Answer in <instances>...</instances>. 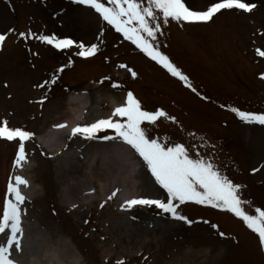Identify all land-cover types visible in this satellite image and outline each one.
<instances>
[{"label":"rangeland","instance_id":"374dc122","mask_svg":"<svg viewBox=\"0 0 264 264\" xmlns=\"http://www.w3.org/2000/svg\"><path fill=\"white\" fill-rule=\"evenodd\" d=\"M188 1L194 8L212 2ZM253 2L257 8L252 13L228 12L207 26L186 25L182 29L176 21L162 24L157 43L189 76L197 89L193 92L161 65L133 50L106 22L100 32L101 21L91 10L57 0H0V31L9 35L0 50V121L7 119L13 127L44 135L49 125L63 119L56 113L65 110L73 92L88 90L91 94L88 121L112 111L107 97L131 91L145 109L162 108L177 118L176 122L162 118L156 125L146 122L143 127L151 138L168 145L183 143L193 157L213 160L243 185V197L251 202L247 211L255 214L257 207L264 208V126L243 124L231 111L237 107L264 112V57L257 53V48L264 49V0ZM24 31L36 36H67L85 45L97 39L99 55L82 62L75 46L64 53L55 52L54 46L33 36L25 40L19 35ZM122 64L128 65L129 76L119 69ZM61 67L62 73L58 71ZM54 74L59 76L57 84L51 83ZM105 133L109 134L101 131L96 139L86 141L70 138L68 149L56 156L43 149L35 137L27 142L26 163L37 167L31 174L41 189L36 198L25 203L27 235L23 253L15 254L22 264L48 263L40 249L41 233L55 234L49 244L59 251L63 263L70 264L74 261L69 254L80 256L81 264H264L258 235L226 211L181 205L179 211L194 221L189 225L155 206L122 210L120 202L126 190L112 196L107 186L115 177L110 171L103 172L104 162L99 157L92 159L93 174L103 176L107 188L102 190L97 179L90 186L93 184L96 196L105 200L91 197L86 205L74 204L80 188L72 193L67 184L79 174L75 168L80 169L81 162L91 157L85 153L86 142L103 143L107 141ZM17 142L0 140V215L5 208L7 181L17 167ZM140 170L143 179L137 195L166 199V192L150 172ZM61 188L75 197H71L72 205L70 198L62 196ZM218 231L226 236H219Z\"/></svg>","mask_w":264,"mask_h":264},{"label":"snow or ice","instance_id":"6c2138e0","mask_svg":"<svg viewBox=\"0 0 264 264\" xmlns=\"http://www.w3.org/2000/svg\"><path fill=\"white\" fill-rule=\"evenodd\" d=\"M75 2L94 9L107 25L121 33L126 40L131 41L173 77L183 81L193 92L197 89L189 76L161 50L157 43L158 34L163 31L162 24H168L169 21H176L181 26L183 23H208L224 11L236 10L250 14L257 8L253 0H212L210 5L204 8H194L186 0H75ZM9 31L15 32V29ZM19 35L25 40L29 38L28 31L20 32ZM32 36L61 51L75 46L79 49L76 55L86 59L95 56L99 51L98 44L85 45L83 42L61 38L56 34L36 36L33 33ZM8 39V33L0 32V50L5 47ZM257 53L264 57V49L257 48ZM120 67L128 69L126 64ZM58 71L62 73L64 68ZM131 75L136 77L137 73L131 71ZM58 79L59 76L54 74L51 83L55 84ZM47 83L48 81H45V84ZM113 87L120 85L114 84ZM231 111L246 124L264 126V112L244 111L237 107H233ZM161 118L173 122L177 119L162 108L155 111L146 110L135 94L128 91L124 103L116 107L111 116L83 126L77 124L71 129V135H81L92 140L96 139L101 131L114 130V136L105 135L103 139L120 138L129 145L142 157L155 182L166 192V199L131 198L127 199L122 207L155 206L164 213L171 214L174 219L185 221L189 225L194 221L179 211L181 205L191 202L220 209L240 218L252 232L258 234L259 243L264 247V208L257 207L255 214H250L247 207L251 202L243 197V185L234 182L213 160L199 155L193 157L183 143L168 145L159 138H151L143 125L146 122L156 125ZM56 127L65 128L67 124H58ZM34 135L32 131L22 127H10L7 119L0 121V138L9 142L19 141L15 160L17 167H23L27 162L26 144ZM27 185L29 181L22 175L13 176L8 185V199L0 215V264H20L15 254H22L24 250L23 216L26 209L23 205L28 199L21 186ZM115 195L116 192H113L112 196ZM212 227L219 228L218 225ZM218 235L226 236L223 231H218ZM117 264H124V261H118Z\"/></svg>","mask_w":264,"mask_h":264},{"label":"bare ground","instance_id":"6f19581e","mask_svg":"<svg viewBox=\"0 0 264 264\" xmlns=\"http://www.w3.org/2000/svg\"><path fill=\"white\" fill-rule=\"evenodd\" d=\"M219 17V16H218ZM9 41V40H8ZM7 41V42H8ZM6 42V43H7ZM111 106L118 107L124 103V95L123 94H117L114 96H109L106 98ZM101 99H97L96 102L100 103ZM93 105V101L91 98V94L87 95L86 93H80V94H73L70 96V100L67 102L66 108L64 111L57 112L56 115H61L62 120H59L57 122H54L53 129L56 125L59 123H62V121H65L67 125H74L79 124L78 120H84L87 116H83V111H85V108H91ZM106 117L111 116V113L108 112L105 114ZM82 117V118H81ZM91 121V120H90ZM51 126V125H49ZM46 133L53 136L56 133L58 134L59 131H51L47 130ZM48 134H44V137L46 138ZM42 137V136H41ZM43 137V138H44ZM122 141L119 140L114 143H108V144H102L99 146V143H92L91 145H87L85 148L86 155L91 156L89 158V161L81 162L82 165L80 169L77 167L75 168V173L79 172L77 176L72 177V184L68 185V190L72 193L78 192V187L80 188V199L85 200L87 202L90 199V195L92 194V189L90 187V183L92 180L97 179L100 182L101 189H106L109 187L110 193L111 191L116 189H122L126 190L125 195L123 197L127 199L133 198V195H136L139 193L140 188L142 187V179H143V173L142 170L139 169L140 161L138 160L137 156L133 153L131 149H129L126 145H123L121 143ZM65 144V137L61 135L58 138L57 146L52 148V153L58 154L62 150L63 145ZM99 147H101V150H99ZM95 157H99L104 162V166L102 167L103 172L104 171H110L113 173V177H115L113 180H111V184H109L107 187L104 182L103 176L100 177L95 173L92 169L93 166H95V163L92 159ZM92 160V161H91ZM33 166V167H32ZM37 167L35 165H29V166H23L19 167L17 172L19 174H24L27 176V180L29 181V189L39 191L41 187L39 185L35 184V176L31 174L32 171H35ZM118 176V177H117ZM117 177V178H116ZM111 179V177H110ZM104 182V184L102 183ZM26 190H28L27 186H24ZM60 191H62V196H67L68 198H73L74 196L71 195L68 191L61 188ZM115 192V190H114ZM102 199V197H99V200ZM77 201L73 200V203H78ZM84 202V203H85ZM70 203V204H73ZM36 230V229H34ZM43 238V246L40 247V249L43 251V257L48 259L47 264H70V263H63V258L60 257L59 251L57 249L53 248V245H50L49 238L55 237V234L50 235L46 233H41ZM68 254V253H67ZM70 261H74V264H81V258L77 255H68ZM73 264V263H72Z\"/></svg>","mask_w":264,"mask_h":264}]
</instances>
